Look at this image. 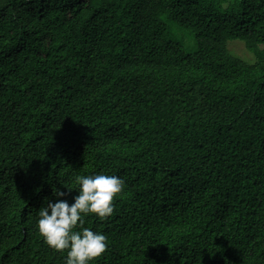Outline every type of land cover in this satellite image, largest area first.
<instances>
[{
    "label": "trees",
    "instance_id": "trees-1",
    "mask_svg": "<svg viewBox=\"0 0 264 264\" xmlns=\"http://www.w3.org/2000/svg\"><path fill=\"white\" fill-rule=\"evenodd\" d=\"M97 174L90 264H264V0H0V264H66L39 210Z\"/></svg>",
    "mask_w": 264,
    "mask_h": 264
},
{
    "label": "clouds",
    "instance_id": "clouds-1",
    "mask_svg": "<svg viewBox=\"0 0 264 264\" xmlns=\"http://www.w3.org/2000/svg\"><path fill=\"white\" fill-rule=\"evenodd\" d=\"M80 186L74 203L66 200L47 202L39 210L38 231L44 242L57 252L67 251L66 264H90L107 250V237L84 228L74 231L82 224V215L93 214L106 220L114 212V199L123 191L124 182L117 176L97 174L78 176ZM56 197L64 192L55 190Z\"/></svg>",
    "mask_w": 264,
    "mask_h": 264
},
{
    "label": "rangeland",
    "instance_id": "rangeland-1",
    "mask_svg": "<svg viewBox=\"0 0 264 264\" xmlns=\"http://www.w3.org/2000/svg\"><path fill=\"white\" fill-rule=\"evenodd\" d=\"M228 47L234 55L250 62L254 60L253 55L247 50L244 42L240 40H233L229 42Z\"/></svg>",
    "mask_w": 264,
    "mask_h": 264
}]
</instances>
